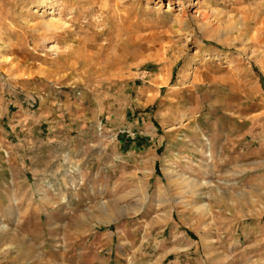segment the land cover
I'll return each mask as SVG.
<instances>
[{
    "label": "rangeland",
    "instance_id": "1",
    "mask_svg": "<svg viewBox=\"0 0 264 264\" xmlns=\"http://www.w3.org/2000/svg\"><path fill=\"white\" fill-rule=\"evenodd\" d=\"M0 264H264V0H0Z\"/></svg>",
    "mask_w": 264,
    "mask_h": 264
},
{
    "label": "crops",
    "instance_id": "2",
    "mask_svg": "<svg viewBox=\"0 0 264 264\" xmlns=\"http://www.w3.org/2000/svg\"><path fill=\"white\" fill-rule=\"evenodd\" d=\"M129 87V86H128ZM131 129H133V130H135L137 133H141V134H143V135H141V136H137L135 139L136 140H138L139 138H142V139H144V142H143V145H141V146H143V147H145L146 146V148L148 149L149 148V146H151V141H150V139H151V137L150 136H148V134L149 133H147V131L146 132H144V131H137L136 130V128L137 129H140V128H142V127H138L137 125H135V124H132V123H130L129 125H128ZM128 127V128H129ZM174 126H172V127H170V128H173ZM147 128H149L148 126H146V130H147ZM172 130V131H171ZM170 131H163V133H162V135H160V136H158L157 137V143H158V147H157V150H158V152L159 153H157V154H153V153H151V151L150 152H148L146 155H145V159L147 160V161H152L153 162V160H158V158H161L162 160H166L167 158L168 159H170V157H167L168 155H170V154H167L168 152V150H169V147H170V144H171V142L172 141H174V140H176V137H175V135H177L174 131H175V128L174 129H171ZM156 131H157V129H156ZM164 137L165 138H168L167 140H163L164 139ZM150 138V139H149ZM142 144V143H141ZM173 144V143H172ZM130 146H131V150H135L136 149V147H135V144H133V143H130L129 144ZM128 148H130V147H128ZM160 149H162L161 151H160ZM150 168V167H149ZM148 169V168H147ZM8 172H10V171H8ZM4 221H6L7 223H15V219L14 218H10V217H5L4 216Z\"/></svg>",
    "mask_w": 264,
    "mask_h": 264
},
{
    "label": "bare ground",
    "instance_id": "3",
    "mask_svg": "<svg viewBox=\"0 0 264 264\" xmlns=\"http://www.w3.org/2000/svg\"><path fill=\"white\" fill-rule=\"evenodd\" d=\"M48 28H56V27H58V28H60L61 27V25L60 24H57V23H55V22H53V21H51V22H49L48 23V25H46ZM60 26V27H59ZM62 28V27H61Z\"/></svg>",
    "mask_w": 264,
    "mask_h": 264
}]
</instances>
